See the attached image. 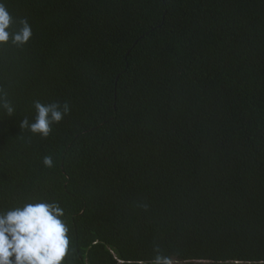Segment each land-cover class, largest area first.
Wrapping results in <instances>:
<instances>
[{
	"label": "trees",
	"instance_id": "16d2710c",
	"mask_svg": "<svg viewBox=\"0 0 264 264\" xmlns=\"http://www.w3.org/2000/svg\"><path fill=\"white\" fill-rule=\"evenodd\" d=\"M4 3L0 210L58 203L65 264H264V0ZM37 100L70 108L47 138Z\"/></svg>",
	"mask_w": 264,
	"mask_h": 264
},
{
	"label": "clouds",
	"instance_id": "9594fccd",
	"mask_svg": "<svg viewBox=\"0 0 264 264\" xmlns=\"http://www.w3.org/2000/svg\"><path fill=\"white\" fill-rule=\"evenodd\" d=\"M32 28L26 18L12 16L4 0H0V45L11 43L21 47L32 38ZM35 117L20 121V129L47 138L52 125L60 123L70 112L67 103L42 104L34 101ZM0 110L9 117L16 109L0 90ZM45 167H52L51 156L43 159ZM64 210L56 202L37 200L7 210H0V264H65L69 254V228L62 219ZM151 264H173L170 256L160 249Z\"/></svg>",
	"mask_w": 264,
	"mask_h": 264
}]
</instances>
